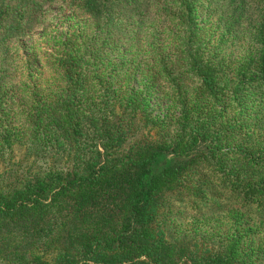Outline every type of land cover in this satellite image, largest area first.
Wrapping results in <instances>:
<instances>
[{"label": "trees", "instance_id": "trees-1", "mask_svg": "<svg viewBox=\"0 0 264 264\" xmlns=\"http://www.w3.org/2000/svg\"><path fill=\"white\" fill-rule=\"evenodd\" d=\"M146 1L60 3L115 48L121 13ZM236 2L252 49L224 56L200 10ZM243 3L155 0L153 39L107 60L75 23L31 84L8 86L11 34L40 23L45 1L0 0V264H264V0L256 15ZM160 83L169 121L151 116Z\"/></svg>", "mask_w": 264, "mask_h": 264}, {"label": "rangeland", "instance_id": "rangeland-1", "mask_svg": "<svg viewBox=\"0 0 264 264\" xmlns=\"http://www.w3.org/2000/svg\"><path fill=\"white\" fill-rule=\"evenodd\" d=\"M44 1L43 20L40 23H36L35 21L34 24H30L27 28H24L23 26V28L19 29L18 32H12L11 34V38L8 42L11 43L10 52L13 53L14 59L11 60L8 72H6L5 78L2 80L3 84L6 83L8 86H14L19 85V83L23 81L24 83L31 84L30 82L35 79V76H29L26 78V75L31 74V67H36V62L42 59V57L46 55L44 58L48 59L49 56L47 54L51 52L48 46L49 43L53 44L56 42V37L58 35L68 31L71 27H73V25H75V23L78 22H80L81 25H85L84 28L79 27V30L86 34L91 43L105 49L103 51L108 54L105 59L110 57V54H115V56L110 57L113 59L121 57V52L125 51L123 44L127 43V39L129 37L134 36L133 38L139 41L144 37L147 39H153V34L149 33L147 28L149 27V24L153 22L151 19V7L155 0H147L143 4H135L134 10L129 9V11L125 10L124 13H121L122 20L119 24H122L124 32L120 34V26L114 30V34H112V36L117 38L119 37L121 39L117 42L115 48L111 47L112 44L109 42L105 27L94 29V22L92 18L87 19L79 15L77 17H72V20L70 21V14L65 13L60 0ZM243 1L242 10L248 12L250 15H256V5L254 4V1L256 0ZM107 3L109 2L107 1ZM111 4L113 5V12H118L116 8L118 6L114 3ZM236 6L237 2L230 10H226V8H219L216 5L214 8L210 9L209 12L200 10V15L202 17H210L207 26L211 29V32L208 36L213 39L216 47L221 48V52L224 56L231 55L232 57H236L245 52V50L250 51L252 49L246 39V30L243 29L244 24L238 20V14L233 15ZM234 21L237 23L233 24ZM95 35L97 37H94ZM131 44L132 42L128 44V47H130ZM133 57L134 55H129V58H126V61H128L127 65L129 67H134L138 63L137 60L134 66L131 65L132 61L130 62V60H132ZM45 59L42 60L41 63H46ZM139 69L142 70L143 67H140ZM173 73L177 76L182 74V70L175 69ZM143 77L144 73L140 75V78L136 75L137 79H141ZM146 80L147 79H143V81ZM189 86L192 87L191 85ZM152 91L153 100L151 104V116L155 118V120L161 119L162 121H169L174 111L170 108V103L168 102L169 93L166 85L164 83H160L153 86ZM262 99L264 102V98ZM5 114L6 115L3 118L0 116V125L5 124L6 118L10 116L8 113ZM162 124L165 123L161 122L154 125V127H149L148 131L150 130L151 132L149 136L155 137V135L158 134V131L162 132ZM21 151L22 148L16 149L15 155L17 158L20 156ZM17 162L18 159H13L11 164ZM6 228L7 227H5L4 224L0 225V257L4 256L1 252L4 250L6 241L1 240V238H5L7 235Z\"/></svg>", "mask_w": 264, "mask_h": 264}]
</instances>
